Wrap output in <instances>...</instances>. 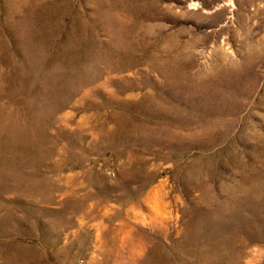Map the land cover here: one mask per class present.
<instances>
[{"label": "rangeland", "instance_id": "374dc122", "mask_svg": "<svg viewBox=\"0 0 264 264\" xmlns=\"http://www.w3.org/2000/svg\"><path fill=\"white\" fill-rule=\"evenodd\" d=\"M0 264H264V0H0Z\"/></svg>", "mask_w": 264, "mask_h": 264}]
</instances>
